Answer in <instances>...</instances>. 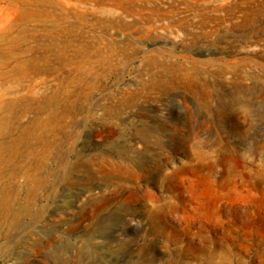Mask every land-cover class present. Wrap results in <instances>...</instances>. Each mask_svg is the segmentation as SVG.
Listing matches in <instances>:
<instances>
[{
	"label": "rangeland",
	"instance_id": "374dc122",
	"mask_svg": "<svg viewBox=\"0 0 264 264\" xmlns=\"http://www.w3.org/2000/svg\"><path fill=\"white\" fill-rule=\"evenodd\" d=\"M11 1L0 0V119L14 103L3 138L21 136L33 103L44 118L51 84L77 112L49 191L0 213V264H264V0H104L74 42L92 48L85 64L55 81L48 41L32 34L43 28ZM229 180L240 198L216 190L228 213L214 219L206 190Z\"/></svg>",
	"mask_w": 264,
	"mask_h": 264
},
{
	"label": "bare ground",
	"instance_id": "6f19581e",
	"mask_svg": "<svg viewBox=\"0 0 264 264\" xmlns=\"http://www.w3.org/2000/svg\"><path fill=\"white\" fill-rule=\"evenodd\" d=\"M108 1L112 2L113 0H108ZM104 3H105L104 0H12L11 1L10 5L14 8V10L18 12L21 21H25L26 23H31V22L36 23L37 26L40 25V27L43 28L41 30L33 29L32 34L35 37H39V38L43 37L48 41V45H46L45 48L43 49L44 52L47 53V60H48L47 71H48V76L51 78V81H55L56 73H58V71L61 70L63 67L74 66L75 71H77L78 69L80 70L82 64H85L83 63L85 61L83 60L84 54L89 50H91L92 48L88 44H83V45L80 44L79 46L76 45L74 42L78 41L81 43L85 41L84 40L85 37H89V36H84L85 32L83 25L84 23H87L85 21L88 20L89 22H92L91 23L92 26H95L96 21L98 19V13H100L99 6L105 5ZM120 8H122V6ZM106 13L108 16L112 15V11L110 12L108 11ZM58 42H61V45H59ZM119 45L117 46L119 47ZM69 50L72 53L71 55H69L71 56V58L67 57ZM88 55L89 54H87L86 56ZM84 67L87 68V66ZM60 81H65V80L62 78ZM66 96H67V92L64 88L63 82H61L58 87H55V85L51 84L49 86V93L43 96L44 97L43 101L45 103V106L47 107L44 118L41 116V114L43 113L41 107L35 106V104L33 103L34 111L36 112V118L31 122L29 126L25 127L22 130L21 136L11 138L10 140H6V138H3V136L8 135V133L11 132V127L6 113L8 109L13 107L14 103H5L1 106V110H2V118L0 119V213L1 214L11 213L14 216L20 215L24 210H27V208L36 207L37 202H39L41 199V194L47 193L49 191V177H48L49 174H48L47 164L49 159L50 158L53 159L54 157L52 153L53 150H58V153H60L61 151L62 143H63L62 137L64 133L66 117L68 113L73 111V109H68V106L65 104L66 101H64V97ZM74 112H77V110L75 109L73 113ZM16 127L18 128V126ZM31 137H33V139L36 140V143L34 144L35 147H33L32 152L30 151L27 152L29 155L30 154L32 155V160H33L31 166H27L24 164V157H25L24 146L25 144H28V140ZM60 163L61 160L59 161L58 164L60 165ZM4 180L7 181L6 184L3 183ZM21 180H23L24 183L26 184L24 185L21 182ZM235 182H236L235 180H229L227 181V184H224L225 186L220 185L219 187L217 185L216 189L215 187H213L206 190L205 196L208 198L209 204L204 206V209L206 210L209 216L219 220L220 218L223 217L224 214H226V212L228 213L227 211L228 207L227 206L224 207L223 205L221 206L219 204L221 200H225L224 198H221L218 195L219 192L220 193L224 192L226 197V202L229 204L235 203V201H237L240 198V194L237 191ZM250 187H252V189L256 188L254 181L250 183ZM216 190H218L219 192ZM222 208H223V213H222ZM220 213L221 216H219ZM200 227L210 228V226L207 224L200 225ZM208 264H211V262H208ZM219 264H224V263L221 262Z\"/></svg>",
	"mask_w": 264,
	"mask_h": 264
}]
</instances>
